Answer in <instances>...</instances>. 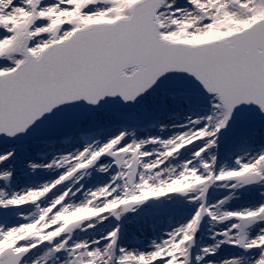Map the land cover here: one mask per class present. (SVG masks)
I'll list each match as a JSON object with an SVG mask.
<instances>
[{
    "label": "snow or ice",
    "instance_id": "1",
    "mask_svg": "<svg viewBox=\"0 0 264 264\" xmlns=\"http://www.w3.org/2000/svg\"><path fill=\"white\" fill-rule=\"evenodd\" d=\"M0 264H264V0H0Z\"/></svg>",
    "mask_w": 264,
    "mask_h": 264
},
{
    "label": "bare ground",
    "instance_id": "2",
    "mask_svg": "<svg viewBox=\"0 0 264 264\" xmlns=\"http://www.w3.org/2000/svg\"><path fill=\"white\" fill-rule=\"evenodd\" d=\"M254 197H255V193H246L244 195V198L239 203H246ZM141 218H139L140 219L139 226H135V224H133L134 226L129 227V231H128L129 235L132 238L136 239L137 243L144 241L149 236H151L155 231H159L161 229L166 228V225L172 222V219L170 220L168 219L161 221L159 224H156L158 222L156 221V219H150L147 217V220H142ZM165 221L168 223L166 224Z\"/></svg>",
    "mask_w": 264,
    "mask_h": 264
},
{
    "label": "rangeland",
    "instance_id": "3",
    "mask_svg": "<svg viewBox=\"0 0 264 264\" xmlns=\"http://www.w3.org/2000/svg\"><path fill=\"white\" fill-rule=\"evenodd\" d=\"M21 182H23V180L21 181ZM178 214H180L179 212H173V213H171V214H167V213H165V214H157L156 216H147L148 218H150V219H156V221H158L156 224H159L161 221H164V220H170V219H172V217L173 216H178L179 217V215ZM147 217H142L141 219L142 220H147ZM177 217V218H178ZM161 219V220H160ZM139 222H140V219H139ZM139 222L138 223H136L135 224V226H139ZM166 222V221H165ZM168 222H166V224H167ZM132 226H134V225H130L129 227H132ZM143 226V225H142ZM165 230H166V228H164ZM128 231H129V228H128Z\"/></svg>",
    "mask_w": 264,
    "mask_h": 264
}]
</instances>
